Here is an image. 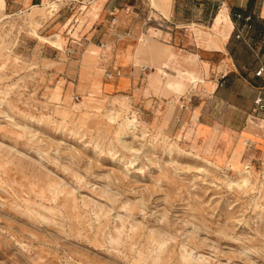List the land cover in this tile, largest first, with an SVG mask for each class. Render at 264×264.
I'll return each mask as SVG.
<instances>
[{
	"label": "rangeland",
	"instance_id": "374dc122",
	"mask_svg": "<svg viewBox=\"0 0 264 264\" xmlns=\"http://www.w3.org/2000/svg\"><path fill=\"white\" fill-rule=\"evenodd\" d=\"M107 1L0 0V264H264V165L204 154L168 45L112 59Z\"/></svg>",
	"mask_w": 264,
	"mask_h": 264
},
{
	"label": "crops",
	"instance_id": "0c3cea01",
	"mask_svg": "<svg viewBox=\"0 0 264 264\" xmlns=\"http://www.w3.org/2000/svg\"><path fill=\"white\" fill-rule=\"evenodd\" d=\"M29 1L32 6L40 3ZM165 3L166 14L151 0H108L102 13L107 17L105 32H101L106 50L112 59L118 53V65L124 67L137 57L134 51L141 33L168 45L173 54L167 58L173 55V69L191 70L198 78L201 103L218 106V118L199 116L196 133L204 154L226 162L242 158L262 167L264 127L257 122L248 126L242 120L248 116L264 121V0ZM179 56L191 57V63H175ZM259 66L263 70L255 75ZM256 97L262 108L254 102ZM217 140L223 141L220 147L215 146ZM244 140L249 141L248 151Z\"/></svg>",
	"mask_w": 264,
	"mask_h": 264
},
{
	"label": "built area",
	"instance_id": "2783aa9c",
	"mask_svg": "<svg viewBox=\"0 0 264 264\" xmlns=\"http://www.w3.org/2000/svg\"><path fill=\"white\" fill-rule=\"evenodd\" d=\"M236 16H239V14H236ZM247 18H248V16H247ZM114 20V17H111V21H113ZM240 34L239 33H236L235 34V36H239ZM140 68L141 69H145L146 68V65H141L140 66ZM116 70V69H115ZM263 70V68H262V66H259L255 71H254V73H255V75H258V74H260V72ZM117 72V71H116ZM118 73V72H117ZM254 102L257 104V107L258 108H262V104L260 103V97H256L255 99H254Z\"/></svg>",
	"mask_w": 264,
	"mask_h": 264
},
{
	"label": "bare ground",
	"instance_id": "6f19581e",
	"mask_svg": "<svg viewBox=\"0 0 264 264\" xmlns=\"http://www.w3.org/2000/svg\"><path fill=\"white\" fill-rule=\"evenodd\" d=\"M46 39H48V41L51 42L52 44H54L57 48H59V49H62L63 48L62 47V43L60 42V39H59V35L58 34H55L53 36H50V37H48ZM196 120L199 121V115L198 114L196 115Z\"/></svg>",
	"mask_w": 264,
	"mask_h": 264
},
{
	"label": "trees",
	"instance_id": "16d2710c",
	"mask_svg": "<svg viewBox=\"0 0 264 264\" xmlns=\"http://www.w3.org/2000/svg\"><path fill=\"white\" fill-rule=\"evenodd\" d=\"M34 3V2H33Z\"/></svg>",
	"mask_w": 264,
	"mask_h": 264
}]
</instances>
